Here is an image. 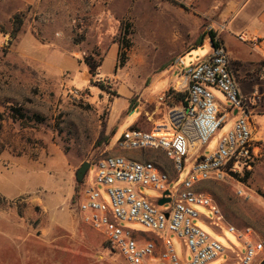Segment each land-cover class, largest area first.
I'll use <instances>...</instances> for the list:
<instances>
[{"label": "rangeland", "instance_id": "obj_1", "mask_svg": "<svg viewBox=\"0 0 264 264\" xmlns=\"http://www.w3.org/2000/svg\"><path fill=\"white\" fill-rule=\"evenodd\" d=\"M141 1H137L138 14L120 17L112 9L108 12L106 0H51L53 8L49 5L25 19L22 28L27 36L22 31L15 39L8 36L5 43L0 38V264H125L102 232L80 218L84 181L95 172L91 163L107 155L139 161L141 152L121 150L118 139L131 126L154 129L164 117L159 98L177 72L210 51L207 42L194 47L196 39L204 36L207 21L198 23L195 13L180 3L160 8L154 1L158 10H152ZM99 2L104 5L103 15L95 17L87 9ZM124 18L132 25L131 46L119 56L115 40L118 20ZM78 35L84 40L75 45ZM168 36L179 40L170 43ZM85 57L101 64L95 77L90 76ZM174 64L173 71L163 72ZM211 91L226 102L218 90ZM14 108L20 109L23 120ZM231 125L223 124L199 151L213 152ZM162 156L165 163L149 159L167 171L170 187L175 188L188 176L192 162L175 175ZM84 162L90 168L78 184L75 172ZM195 189L208 194L221 215L216 223L208 208L194 206L200 214L199 227L224 248L207 264H234L233 257L244 253L227 227L239 231L249 227L264 239V164L223 182H201ZM98 191L109 204L100 186ZM139 192L153 202L160 197L151 188L140 187ZM121 226L149 235V240L160 239L139 224ZM169 238L177 257L189 261L191 255L182 242L173 234ZM254 264H264V253Z\"/></svg>", "mask_w": 264, "mask_h": 264}, {"label": "built area", "instance_id": "obj_2", "mask_svg": "<svg viewBox=\"0 0 264 264\" xmlns=\"http://www.w3.org/2000/svg\"><path fill=\"white\" fill-rule=\"evenodd\" d=\"M222 30L223 25L208 24L204 37L210 45L209 53L181 71L172 91L185 94V103L171 107L154 129L129 128L116 143L123 151L162 153L170 161L175 175L192 162L183 182L171 188L172 178L156 164L123 155H107L91 163L95 172L92 179L84 181L78 205L80 218L86 225L102 232L108 246L121 255L125 264H207L219 258L224 248L199 227L200 214L194 206L208 208L216 223L221 221L220 211L212 198L196 191L195 186L206 181L223 182L234 174L264 164V153L255 145L248 113L249 105L258 97L246 98L240 94L229 71L227 50L219 36ZM257 42L253 41V46ZM211 89L224 96L228 110L236 111L237 117L214 151L198 156L199 148L210 143L225 119L220 113V102ZM159 101L164 103L165 96ZM140 187L151 188L160 197L153 202L139 192ZM238 194L242 195V192L238 190ZM163 198L169 199L165 203L168 207L160 210L157 202ZM124 222L139 224L160 239H146L147 235L122 227ZM227 228L244 246V253L237 259L234 256L233 263L254 264L264 253V239L249 227L243 231ZM170 234L175 235L184 250L190 253L189 261L177 257Z\"/></svg>", "mask_w": 264, "mask_h": 264}, {"label": "crops", "instance_id": "obj_3", "mask_svg": "<svg viewBox=\"0 0 264 264\" xmlns=\"http://www.w3.org/2000/svg\"><path fill=\"white\" fill-rule=\"evenodd\" d=\"M50 1L51 0H0V38L3 39L2 43L8 41V36H11L9 32L11 34L13 29V17L15 15L20 14L23 20L19 34L23 31V37L27 36V31H24L22 28L26 23L25 19L29 15L32 16L41 13V11L46 9L49 5H52L50 8H53V4H50ZM106 1L107 10L112 9L113 14L116 16L124 17L127 14L132 15L134 11L136 12L135 15L138 14V0ZM154 1L157 2L160 8H170L173 7L172 4L176 5L180 3L183 7L195 13V19L198 23L204 20L212 25L224 26V30L219 31V36L223 46L227 50L229 71L237 83L239 92L246 98L252 95L258 97L253 104L249 105L248 113L254 131L253 139L255 145L264 153V0H142L141 4H144V6L148 4L152 10H158L153 4ZM184 4L190 5L191 8H187ZM91 5L92 7L87 9L92 11L91 15L95 17L103 15L102 11L104 5H101L100 2L96 5L93 3ZM94 8H96V10H94ZM49 13L50 10L47 9L45 14ZM123 22H126L125 18L118 20V35L121 31ZM6 26L9 27V29H6ZM72 33L74 34V29H72ZM118 35L116 36V43ZM173 36H168L169 38L167 40L170 43L179 40V38ZM255 40L258 42L253 46L252 42ZM204 42H207L205 38ZM1 46L0 43V47ZM192 48L193 47H191V49ZM178 60L180 61V58L177 59V61ZM176 66L177 64H174L163 72L173 71ZM180 73L181 71L177 72L176 79L170 84L166 91H172L180 78ZM219 102L220 113L225 115L224 124L226 122H231V124H233L237 117L236 111H229L227 102L223 103L220 100ZM159 104L163 106L161 110L164 111V117L159 118L158 121L165 118L171 107L179 106L182 103H174L169 106L166 104ZM156 109L159 110V107H156ZM256 124H259V127ZM200 149L202 148H199V150ZM199 150L197 152L198 156L204 155ZM148 236L149 235L146 237ZM157 246L160 248V244H157ZM241 255L242 254H236L235 258L237 259Z\"/></svg>", "mask_w": 264, "mask_h": 264}, {"label": "trees", "instance_id": "obj_4", "mask_svg": "<svg viewBox=\"0 0 264 264\" xmlns=\"http://www.w3.org/2000/svg\"><path fill=\"white\" fill-rule=\"evenodd\" d=\"M23 23V20L21 18V15L20 14H17L13 17V29L11 31V39H15L17 37V35L19 34V31L21 29V25ZM132 33V25L131 23H127V22H123L122 23V27H121V31L119 33V37L117 39V45H118V55H122V51L124 49H127L128 47L131 46L128 38L129 36L131 35ZM204 36H199L195 43H194V47L196 46H199L201 45L203 42H204ZM84 40V36L83 35H78V36H75L74 39H73V43L75 45L81 43L82 41ZM193 47V48H194ZM83 62L87 65L88 69H89V74L91 77H95V75H97V69L101 66V64H95V62H93L91 60L90 57H85L83 59ZM101 90L103 89L102 86H98ZM165 95V104L166 105H172L174 103H185V94H182V93H173L171 90H167L165 91L164 93ZM13 111L15 112V115H18L20 117V119H24V116L21 114L20 112V109H13ZM135 127L134 126H131L130 129H134ZM141 154H140V159L139 161L141 162H153L150 158H155L159 161H162V162H166V160H164L163 156H162V153L160 152H157V151H154L153 153H151L150 150H141L140 151ZM148 154H151V155H148ZM167 162L170 163L169 160H167ZM154 164H156L159 168H161V166H159L157 163L153 162ZM171 165V164H170ZM172 166V165H171ZM163 171L167 172L166 170L162 169ZM146 239H148V237H145Z\"/></svg>", "mask_w": 264, "mask_h": 264}, {"label": "water", "instance_id": "obj_5", "mask_svg": "<svg viewBox=\"0 0 264 264\" xmlns=\"http://www.w3.org/2000/svg\"><path fill=\"white\" fill-rule=\"evenodd\" d=\"M90 168V163L88 162H84L75 172V180L78 184L82 183L86 173L88 172ZM168 192L165 193V195H167ZM169 202V199L168 198H163V199H160L158 202H157V205L158 206H162L164 205L165 203H168Z\"/></svg>", "mask_w": 264, "mask_h": 264}]
</instances>
